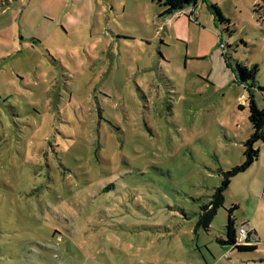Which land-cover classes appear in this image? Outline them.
Segmentation results:
<instances>
[{"label":"rangeland","instance_id":"rangeland-1","mask_svg":"<svg viewBox=\"0 0 264 264\" xmlns=\"http://www.w3.org/2000/svg\"><path fill=\"white\" fill-rule=\"evenodd\" d=\"M161 12L0 0V264H264V142L198 225L264 108V0ZM234 205L254 251L219 243Z\"/></svg>","mask_w":264,"mask_h":264},{"label":"trees","instance_id":"trees-1","mask_svg":"<svg viewBox=\"0 0 264 264\" xmlns=\"http://www.w3.org/2000/svg\"><path fill=\"white\" fill-rule=\"evenodd\" d=\"M151 2L162 9L160 16L166 18L182 12L187 7L195 6L197 0H151ZM209 10L214 16V21H216L218 26L224 27L225 25H228L229 21L224 19L216 5L211 4ZM232 72L240 85H245L247 91L250 89L249 87H254V81L258 72L257 66L254 65L253 70L250 71L246 66L236 62L235 69L233 68ZM248 81H252V85L248 86ZM258 90L262 92L264 89L258 87ZM248 102V122L251 126L252 133L243 145L244 162L240 167H237L230 173H226L224 175V180H222L221 186L216 189L214 196L212 197V202L203 208L209 209L206 213L200 216L198 222V225H201L204 228H207L210 224L216 213V209L223 206V193L230 184V178L238 173L246 171L259 158L260 151L258 148H254V146L259 142H264V108H259L256 105L253 96L249 97ZM234 209H237V206H232V208L228 211L229 215L226 226V240H221L219 243L223 247H230L232 250L236 249L238 252L254 251L256 249L255 246L232 248L236 239L235 221L232 219V211Z\"/></svg>","mask_w":264,"mask_h":264},{"label":"built area","instance_id":"built-area-1","mask_svg":"<svg viewBox=\"0 0 264 264\" xmlns=\"http://www.w3.org/2000/svg\"><path fill=\"white\" fill-rule=\"evenodd\" d=\"M256 243V239L253 237L252 233L247 229L245 225H241L238 227L237 237L232 248L254 246L256 247Z\"/></svg>","mask_w":264,"mask_h":264},{"label":"crops","instance_id":"crops-1","mask_svg":"<svg viewBox=\"0 0 264 264\" xmlns=\"http://www.w3.org/2000/svg\"><path fill=\"white\" fill-rule=\"evenodd\" d=\"M192 8H195V6H194V7L192 6L191 9H192ZM195 20H196V18H195ZM195 20H194V21H195ZM247 229H248V228H247Z\"/></svg>","mask_w":264,"mask_h":264}]
</instances>
